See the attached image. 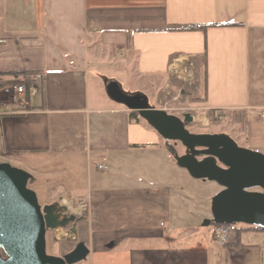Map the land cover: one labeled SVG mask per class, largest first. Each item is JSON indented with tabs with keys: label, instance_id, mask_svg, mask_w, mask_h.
Returning <instances> with one entry per match:
<instances>
[{
	"label": "crops",
	"instance_id": "1",
	"mask_svg": "<svg viewBox=\"0 0 264 264\" xmlns=\"http://www.w3.org/2000/svg\"><path fill=\"white\" fill-rule=\"evenodd\" d=\"M189 24L207 27L168 29ZM184 66L189 83L177 75ZM127 67L140 84L129 92L158 97L154 108L176 82L202 93L192 124L208 126L209 111L245 113L248 149L264 151V0H0V83L36 85L27 111L3 114L0 103V162H83L86 189L59 185L58 199L85 211L76 234L87 264H264V240L241 241L261 230L251 226L238 225L219 250L213 226L207 245L174 238L190 228L181 186L190 175L151 126L106 95L96 69L123 83ZM208 182L210 201L222 188Z\"/></svg>",
	"mask_w": 264,
	"mask_h": 264
},
{
	"label": "water",
	"instance_id": "2",
	"mask_svg": "<svg viewBox=\"0 0 264 264\" xmlns=\"http://www.w3.org/2000/svg\"><path fill=\"white\" fill-rule=\"evenodd\" d=\"M101 79L108 98L136 112L151 126L179 167L195 179L222 188L211 198V218L202 225L244 224L264 230V154L239 146L223 132H190L186 128L193 120L190 113L179 117L154 108L144 93L126 92L113 78ZM177 144L183 148L182 154ZM30 182V173L0 162V264H75L85 260L89 249L83 242L63 256L46 253V232L70 225L69 232L76 235V217L58 202L42 207L28 187Z\"/></svg>",
	"mask_w": 264,
	"mask_h": 264
},
{
	"label": "rangeland",
	"instance_id": "3",
	"mask_svg": "<svg viewBox=\"0 0 264 264\" xmlns=\"http://www.w3.org/2000/svg\"><path fill=\"white\" fill-rule=\"evenodd\" d=\"M99 74H102L104 77L111 78L110 69L106 68H97L96 69ZM131 68L127 67L124 82L121 83V87L124 91L129 92L130 89L138 88L140 84L133 80L131 77L132 73ZM3 83H0V86ZM182 85L179 82H176L171 85V89L160 92V100L161 103L159 106L161 109L166 110V112L170 114L177 115L182 117L184 113H190L191 115H197L202 111L197 107L191 106L190 103L194 100L198 101L202 98V93L198 96H191V92L185 90L184 92L181 91ZM140 92V91H139ZM157 94V92H156ZM158 96V95H157ZM158 97H150L148 99L149 105H156V100ZM211 117V116H210ZM246 114L241 112L233 113V116H222L221 119H214L209 118V125L206 127L198 126L197 124L187 123L186 128L190 132L194 133H226L228 134L234 141L241 147L250 148L249 143L246 142V134H245V121ZM177 151L180 154L183 152L182 148L177 144ZM264 154V151H260ZM41 157H35L33 159V165L28 164L21 165V164H14L11 163L10 165L23 169L30 173L34 180L33 182L28 183V187L32 189L37 196L39 204L43 207L44 205H48L54 202H58L60 205H65L67 207V214H72L76 217L74 222L76 229L80 230V222L79 218L84 217L85 211L81 208H77L71 205L70 202H66L65 200L58 199L62 193H60L61 187L58 188L59 185L66 186L67 189L69 188V184H76V186L83 190L86 189L87 184V177L85 172L84 164L81 160L72 164L71 167L64 164L65 162L62 160H50L44 161L40 159ZM67 162V161H66ZM62 164V166L60 165ZM205 183V184H204ZM209 182L206 180L203 182L201 179H195L189 176L187 181H183L181 185L183 187V194L187 197L189 201L186 212L188 213V221L190 222V228L188 229L187 233L179 231L177 236L174 238H178V236L187 235V242H190L191 245H207L210 241V231L212 229L211 225L204 226L202 225L203 222L209 217L205 215V213L210 212V201L207 200V196L209 191L212 190V186H210ZM68 193H66L67 195ZM51 198V199H50ZM175 198L172 199L173 208L175 210ZM64 201L65 204L62 202ZM205 212V213H204ZM65 213V214H66ZM187 221V222H188ZM240 224H232L230 225L231 228L234 230ZM241 226H244L242 224ZM246 226V225H245ZM68 225L66 228L58 227L55 230H48L46 232V253L49 255H56V256H63L72 250L78 242H83V236H80L79 231L76 235H73L69 232ZM214 229V228H213ZM76 230V231H77ZM178 232V228L176 229ZM191 232V233H189ZM254 231L245 232L241 235L242 243L245 242H257L260 244L264 240V231H258L253 233ZM232 234V233H231ZM231 236V235H230ZM252 241H250V240ZM215 248L219 250V245L215 244ZM88 259V257H87ZM75 264H87L86 260H82Z\"/></svg>",
	"mask_w": 264,
	"mask_h": 264
},
{
	"label": "built area",
	"instance_id": "4",
	"mask_svg": "<svg viewBox=\"0 0 264 264\" xmlns=\"http://www.w3.org/2000/svg\"><path fill=\"white\" fill-rule=\"evenodd\" d=\"M183 83H189L190 67H181L176 70ZM1 113L11 115L23 113L28 110V105L36 93V85L32 78L21 76L15 82L0 86ZM218 116V119H221ZM98 168L106 169V166L98 165ZM213 237L220 247L228 244L233 231L230 225L220 224L213 227Z\"/></svg>",
	"mask_w": 264,
	"mask_h": 264
},
{
	"label": "trees",
	"instance_id": "5",
	"mask_svg": "<svg viewBox=\"0 0 264 264\" xmlns=\"http://www.w3.org/2000/svg\"><path fill=\"white\" fill-rule=\"evenodd\" d=\"M207 25L204 24H189V25H171L168 27L169 30L173 31H191V30H202L204 31L206 29ZM16 81V80H15ZM15 81L4 83L3 85H8L11 84ZM2 86V85H1ZM205 90V88H204ZM220 111H209L208 112V117L212 118L214 116V119L220 115ZM211 116V117H210ZM130 117H134L135 119H138V114L136 112H130ZM217 224L211 223V226H216ZM251 229L259 230L257 227H249Z\"/></svg>",
	"mask_w": 264,
	"mask_h": 264
},
{
	"label": "flooded vegetation",
	"instance_id": "6",
	"mask_svg": "<svg viewBox=\"0 0 264 264\" xmlns=\"http://www.w3.org/2000/svg\"><path fill=\"white\" fill-rule=\"evenodd\" d=\"M51 204H53V203H51ZM51 204H50V205H51ZM62 214H65V212H62Z\"/></svg>",
	"mask_w": 264,
	"mask_h": 264
}]
</instances>
